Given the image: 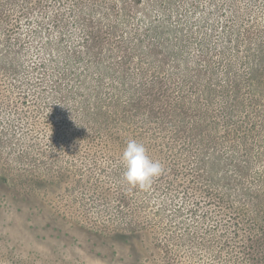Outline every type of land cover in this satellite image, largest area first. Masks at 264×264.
<instances>
[{
	"label": "rangeland",
	"instance_id": "rangeland-1",
	"mask_svg": "<svg viewBox=\"0 0 264 264\" xmlns=\"http://www.w3.org/2000/svg\"><path fill=\"white\" fill-rule=\"evenodd\" d=\"M260 202L264 0H0V264H264Z\"/></svg>",
	"mask_w": 264,
	"mask_h": 264
},
{
	"label": "clouds",
	"instance_id": "clouds-1",
	"mask_svg": "<svg viewBox=\"0 0 264 264\" xmlns=\"http://www.w3.org/2000/svg\"><path fill=\"white\" fill-rule=\"evenodd\" d=\"M121 161L125 167L124 179L134 187L150 186L153 180L163 172L162 164L150 158L145 146L135 140L127 142Z\"/></svg>",
	"mask_w": 264,
	"mask_h": 264
},
{
	"label": "trees",
	"instance_id": "trees-1",
	"mask_svg": "<svg viewBox=\"0 0 264 264\" xmlns=\"http://www.w3.org/2000/svg\"><path fill=\"white\" fill-rule=\"evenodd\" d=\"M86 68H87L88 72L93 71V70H98V71H101V72H105L106 74L110 72V70L106 69V68H93L91 66L90 67L86 66ZM69 69H71L70 73L77 72L76 69H74V68L72 69V67L69 68ZM62 70H68V68L63 67ZM124 70H125V72H128L127 69H124ZM79 76L87 77V78H85L86 80H84L85 83H87L88 81H89V83L91 82V80H90L91 78H90L89 75L86 74V75H79ZM248 153L249 152H247V154ZM248 189H249L248 186L244 187V190H248ZM256 195H258V194L256 193ZM222 201H224V200H222ZM249 203H251L252 206L254 205V203L251 202V201L250 202L245 201V202H239V203H234V202L231 203V204L229 203V204H227V206H228V208L232 209L233 211L241 212L242 216L240 218L242 219L245 216L250 215L251 209L249 208V206H250ZM262 207H264V202H260V205L258 207V210L261 211V214H259L260 218H255V216L253 215V218H249L248 217L247 219H245L246 221H244V222L250 223L252 225V227H254V228H256V227H258V229H260L261 227L264 228V209ZM263 234H264V232L262 231L261 235H263ZM256 238H258V237H256ZM143 264H148V263L144 262Z\"/></svg>",
	"mask_w": 264,
	"mask_h": 264
}]
</instances>
